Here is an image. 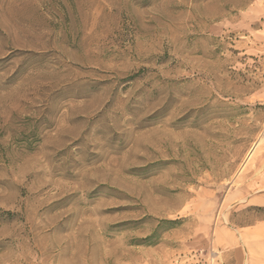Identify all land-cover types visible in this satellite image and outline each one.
Segmentation results:
<instances>
[{
	"label": "rangeland",
	"instance_id": "obj_1",
	"mask_svg": "<svg viewBox=\"0 0 264 264\" xmlns=\"http://www.w3.org/2000/svg\"><path fill=\"white\" fill-rule=\"evenodd\" d=\"M261 193L264 0H0V264H264Z\"/></svg>",
	"mask_w": 264,
	"mask_h": 264
},
{
	"label": "crops",
	"instance_id": "obj_2",
	"mask_svg": "<svg viewBox=\"0 0 264 264\" xmlns=\"http://www.w3.org/2000/svg\"><path fill=\"white\" fill-rule=\"evenodd\" d=\"M257 202H260L261 204H264V193H261L257 199H255ZM259 204V203H258Z\"/></svg>",
	"mask_w": 264,
	"mask_h": 264
},
{
	"label": "bare ground",
	"instance_id": "obj_3",
	"mask_svg": "<svg viewBox=\"0 0 264 264\" xmlns=\"http://www.w3.org/2000/svg\"><path fill=\"white\" fill-rule=\"evenodd\" d=\"M255 147H256V145H255V146L251 149V151L249 152L247 159H250V157H251L252 154L254 153Z\"/></svg>",
	"mask_w": 264,
	"mask_h": 264
}]
</instances>
